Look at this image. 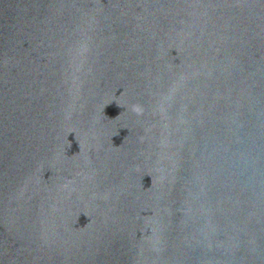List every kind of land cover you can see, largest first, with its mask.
<instances>
[{
	"label": "water",
	"instance_id": "water-1",
	"mask_svg": "<svg viewBox=\"0 0 264 264\" xmlns=\"http://www.w3.org/2000/svg\"><path fill=\"white\" fill-rule=\"evenodd\" d=\"M0 264H264V0H0Z\"/></svg>",
	"mask_w": 264,
	"mask_h": 264
}]
</instances>
